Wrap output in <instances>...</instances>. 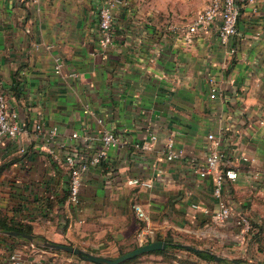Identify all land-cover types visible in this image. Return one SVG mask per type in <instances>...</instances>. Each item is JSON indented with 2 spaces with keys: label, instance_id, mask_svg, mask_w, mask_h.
<instances>
[{
  "label": "crops",
  "instance_id": "obj_1",
  "mask_svg": "<svg viewBox=\"0 0 264 264\" xmlns=\"http://www.w3.org/2000/svg\"><path fill=\"white\" fill-rule=\"evenodd\" d=\"M103 1L0 0V83L31 129L0 141V216L30 226L40 241L106 255L140 245L138 233L146 229L151 240L192 243L226 260L207 262L264 264V0H240L238 32L229 43L233 54L215 24L187 43L132 0L115 8V39L103 47ZM57 57L63 61L59 72ZM98 116L123 144L110 147L84 174L81 202L74 204L63 156L58 149L50 153L54 143L32 127L57 126L58 142L94 152L101 147ZM74 131L82 137H73ZM211 132L238 172L223 188L232 208L225 221L215 218L212 177L201 176L192 162H205ZM152 133L151 149L136 146ZM84 135L91 139L85 142ZM169 139L184 149L183 157L166 158ZM133 178L152 185L130 183ZM134 202L144 205L149 220L137 216ZM242 214L251 221L249 231L236 222ZM26 239L0 228V264H10L14 251L27 264H57L63 250ZM153 251L146 253L169 249Z\"/></svg>",
  "mask_w": 264,
  "mask_h": 264
},
{
  "label": "built area",
  "instance_id": "obj_2",
  "mask_svg": "<svg viewBox=\"0 0 264 264\" xmlns=\"http://www.w3.org/2000/svg\"><path fill=\"white\" fill-rule=\"evenodd\" d=\"M128 0H104L99 8V28H100V42L103 47H108L113 44L115 39L114 34V16L115 8L118 5H126ZM241 2L240 0H209L208 3L198 10L195 15L187 22L178 24L170 22L169 28L177 29L183 34L187 43H192L195 35L201 31L209 30L215 24V28L220 42L227 45L228 53L233 54L235 49L231 46V38L238 32V19L240 16ZM56 71L59 72L63 65L60 57L56 58ZM215 95L217 90L216 86L212 87ZM86 112L92 111L90 107L85 108ZM99 124L98 132L101 135V147L94 152L87 151L86 148H81L77 145H69L66 142H58V127L52 126L45 129L42 122H35L32 131L41 133L48 144L53 146L48 147V151L54 155L58 154L57 149L60 151L63 164L69 171V192L68 200L71 203L79 204L81 202V186L83 183L84 174L92 167L99 165L108 154V149L112 146L123 144L122 137L115 131L105 127L104 118L97 117ZM30 127L23 121L16 109L10 105L8 95L0 83V141L17 140L24 133L30 132ZM73 137H82V135L74 131ZM85 142L89 141L91 137L84 135ZM157 137L155 134L144 139L140 143H136L137 147L143 149H151V141ZM208 138L211 140L210 149L206 156L204 163L198 164L192 159L196 170L201 176H211L213 179V192L217 198V209L215 218L219 221H225L232 214L230 204L223 197V188L228 179H236L238 172L235 168L229 167L226 162V153L221 147L222 139L215 133H209ZM165 156L169 160L183 157L185 152L183 148L175 146L174 140L169 139L165 143ZM25 148L22 147L21 151ZM247 160L255 162V157L245 156ZM260 172L259 169L255 171L257 176ZM130 183L150 186L152 181L148 179L133 178L129 180ZM50 197L54 198L51 193ZM133 209L141 220H149V215L141 202H134ZM238 225H242L245 230L252 228L251 221L247 215H239L236 219ZM149 232L146 229L138 233V240L140 244L150 241ZM10 264H27V258L20 251H14L10 255Z\"/></svg>",
  "mask_w": 264,
  "mask_h": 264
},
{
  "label": "rangeland",
  "instance_id": "obj_3",
  "mask_svg": "<svg viewBox=\"0 0 264 264\" xmlns=\"http://www.w3.org/2000/svg\"><path fill=\"white\" fill-rule=\"evenodd\" d=\"M208 1L209 0H132V3L137 10H143L146 15L155 19L159 25L164 26L170 22L190 20L198 10L208 3ZM38 246L44 247L40 244ZM129 249L121 250L126 251ZM184 251L186 250L170 247L168 254L144 253L119 264H215L213 262H207L204 258L194 256L193 254L184 256V254H181L184 253ZM59 253L60 255L56 256L57 264L94 263L71 252L61 251ZM120 253L121 252L109 255L116 256Z\"/></svg>",
  "mask_w": 264,
  "mask_h": 264
},
{
  "label": "water",
  "instance_id": "obj_4",
  "mask_svg": "<svg viewBox=\"0 0 264 264\" xmlns=\"http://www.w3.org/2000/svg\"><path fill=\"white\" fill-rule=\"evenodd\" d=\"M6 233L13 235V236H23L33 242H37L45 247L53 248V249H58V250H63L67 252H71L74 254H77L78 256L97 263V264H119L123 261H126L128 259H131L135 256H138L140 254L150 252L156 249H161L165 248L168 244V242L165 239H155V240H150L146 241L143 244L138 245L137 247H134L132 249L126 250L116 256H110L102 253H96L89 251L85 248H82L77 245L69 244V243H61V242H56V241H51L49 239H44L40 241L35 233H30V232H25V231H20V230H4ZM171 243L178 244L182 247H185L189 250L195 251V252H201V251H209L211 254H213L214 258L219 261L222 260L224 257L210 249H207L205 247L197 246L192 243L188 242H182V241H171ZM230 264H241L240 261L238 260H233L231 261Z\"/></svg>",
  "mask_w": 264,
  "mask_h": 264
},
{
  "label": "trees",
  "instance_id": "obj_5",
  "mask_svg": "<svg viewBox=\"0 0 264 264\" xmlns=\"http://www.w3.org/2000/svg\"><path fill=\"white\" fill-rule=\"evenodd\" d=\"M0 228L2 230H12V229H15V230H20V231H25V232H30V233H33L32 231V228L30 226L28 227H25V226H22V225H14V224H10L6 221V219L4 218V216H0ZM167 241V240H166ZM168 244L165 248H161V249H156L154 250L153 252H164L166 250H168L170 247H176V248H185V247H182L178 244H174V243H171V241H167ZM138 245H135V247H137ZM121 253L124 252L123 250L120 251ZM195 252V251H194ZM197 255H199L200 257H203L205 259H209V260H216L213 256V254H211L209 251H201V252H195ZM136 257V256H135ZM133 257V258H135ZM132 259V258H131ZM219 262H226L225 259L223 260H219ZM94 264H97V263H94Z\"/></svg>",
  "mask_w": 264,
  "mask_h": 264
}]
</instances>
